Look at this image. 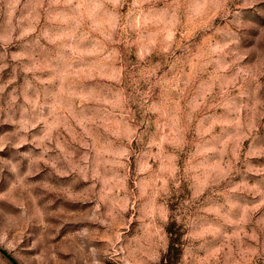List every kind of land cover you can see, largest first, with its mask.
I'll return each instance as SVG.
<instances>
[{
  "label": "clouds",
  "instance_id": "clouds-1",
  "mask_svg": "<svg viewBox=\"0 0 264 264\" xmlns=\"http://www.w3.org/2000/svg\"><path fill=\"white\" fill-rule=\"evenodd\" d=\"M0 264H264V0H0Z\"/></svg>",
  "mask_w": 264,
  "mask_h": 264
}]
</instances>
